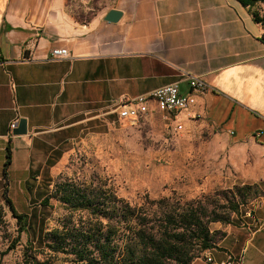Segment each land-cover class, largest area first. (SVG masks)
Instances as JSON below:
<instances>
[{
	"label": "crops",
	"instance_id": "obj_1",
	"mask_svg": "<svg viewBox=\"0 0 264 264\" xmlns=\"http://www.w3.org/2000/svg\"><path fill=\"white\" fill-rule=\"evenodd\" d=\"M71 5L0 0V170L9 146L10 166L26 162L28 181L48 184L43 172L90 122L116 119L113 102L173 83L189 93V74L207 85L192 92L191 111L230 143L236 182L262 192L257 218L230 226L212 256L264 264L263 23L236 0H108L84 21ZM111 10L121 12L117 23L104 20ZM55 48L68 58L51 59ZM20 119L27 133L14 136ZM3 183L0 174L2 194Z\"/></svg>",
	"mask_w": 264,
	"mask_h": 264
},
{
	"label": "rangeland",
	"instance_id": "obj_2",
	"mask_svg": "<svg viewBox=\"0 0 264 264\" xmlns=\"http://www.w3.org/2000/svg\"><path fill=\"white\" fill-rule=\"evenodd\" d=\"M107 1L69 3L73 5L72 14L84 21ZM254 10L264 25V3L257 4ZM190 107L187 112L168 114L151 104L147 114L134 124L107 116L90 122L88 130L54 162L50 173L43 172L42 178H47L48 184L28 181L34 173L21 160L9 166L6 178L2 167L0 174L7 195L17 212L29 216V222L26 233L19 234L0 191V264H24L25 253L39 264H82L44 246V234L61 229L66 219L78 226L88 218L86 212H71L56 199H50L46 207L41 205L56 184L65 182L109 189L131 206L148 208L151 213L160 208H176L179 212L193 209L206 222L215 212L230 222L208 224L217 246L230 226L241 227L256 219L262 192L236 182L228 162L230 143ZM29 244L33 252L28 251ZM193 252L198 257L192 264H205L198 245Z\"/></svg>",
	"mask_w": 264,
	"mask_h": 264
},
{
	"label": "trees",
	"instance_id": "obj_3",
	"mask_svg": "<svg viewBox=\"0 0 264 264\" xmlns=\"http://www.w3.org/2000/svg\"><path fill=\"white\" fill-rule=\"evenodd\" d=\"M236 1L251 10L256 23H263L254 8L264 0ZM261 41L264 43V34ZM10 164L11 149L7 146L4 178ZM3 197L16 220L18 233H26L29 216L17 212L6 187ZM50 199L58 200L71 212L83 211L88 216L84 224L78 226L68 218L61 229H53L43 237L44 246L50 252L70 255L75 262L82 264H192L198 257L193 252L195 246L200 247L202 256L208 250L218 249L208 224H230L215 212L210 213L206 222L193 209L179 212L176 208H160L151 213L148 208L131 206L109 189H91L68 182L56 184L41 205L48 206ZM233 211H237V206ZM16 243L17 240L12 242L11 249ZM27 247L33 252L31 244ZM24 259V264H39L30 253H25Z\"/></svg>",
	"mask_w": 264,
	"mask_h": 264
},
{
	"label": "built area",
	"instance_id": "obj_4",
	"mask_svg": "<svg viewBox=\"0 0 264 264\" xmlns=\"http://www.w3.org/2000/svg\"><path fill=\"white\" fill-rule=\"evenodd\" d=\"M51 59H66L68 51L65 48H55L50 51ZM187 82L190 92L181 94L178 83L162 86L154 90L150 95H141L136 98H120L113 102L109 114L115 115L118 121H128L134 124L139 118L145 116L149 110V102H154L156 107L168 114H174L188 109L195 103L192 92H203L207 85L199 78L188 74ZM108 114H105V116ZM17 123L10 124V130L16 127ZM260 136V132L255 137ZM203 260L206 264H239L240 260L228 257L222 262H216L210 250L204 252Z\"/></svg>",
	"mask_w": 264,
	"mask_h": 264
},
{
	"label": "water",
	"instance_id": "obj_5",
	"mask_svg": "<svg viewBox=\"0 0 264 264\" xmlns=\"http://www.w3.org/2000/svg\"><path fill=\"white\" fill-rule=\"evenodd\" d=\"M121 18V12L116 10H111L107 13L104 20L108 23H117ZM26 121L24 119H20L18 126L13 130L14 136H22L26 135Z\"/></svg>",
	"mask_w": 264,
	"mask_h": 264
}]
</instances>
